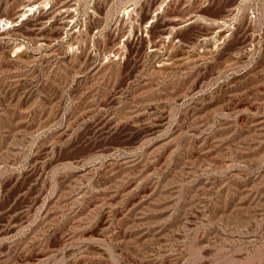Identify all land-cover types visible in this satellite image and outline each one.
I'll use <instances>...</instances> for the list:
<instances>
[{
	"label": "rangeland",
	"instance_id": "obj_1",
	"mask_svg": "<svg viewBox=\"0 0 264 264\" xmlns=\"http://www.w3.org/2000/svg\"><path fill=\"white\" fill-rule=\"evenodd\" d=\"M0 20V264H264V0Z\"/></svg>",
	"mask_w": 264,
	"mask_h": 264
},
{
	"label": "bare ground",
	"instance_id": "obj_2",
	"mask_svg": "<svg viewBox=\"0 0 264 264\" xmlns=\"http://www.w3.org/2000/svg\"><path fill=\"white\" fill-rule=\"evenodd\" d=\"M36 5L37 4H27L26 6H25V9L22 11V13L19 15V18H18V20H17V22L19 21V20H21V19H23V17H25L27 14H29V12L30 11H32V10H34L35 8H36ZM128 12V11H127ZM1 22H3V20H0V24H1ZM9 23H11L10 21H6L3 25H5L6 26V24H9ZM10 26V25H9Z\"/></svg>",
	"mask_w": 264,
	"mask_h": 264
}]
</instances>
